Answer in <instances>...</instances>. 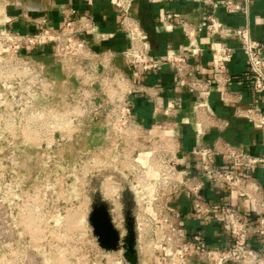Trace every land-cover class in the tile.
I'll use <instances>...</instances> for the list:
<instances>
[{"label": "built area", "instance_id": "obj_1", "mask_svg": "<svg viewBox=\"0 0 264 264\" xmlns=\"http://www.w3.org/2000/svg\"><path fill=\"white\" fill-rule=\"evenodd\" d=\"M92 2L93 0H87ZM116 13L120 15L119 29L129 40L127 49L118 53L113 49L97 50L95 42H102L106 35L99 34L94 41L91 36L98 27L89 16L81 14L76 18L73 9H62L67 16L62 26H46L37 34H20L8 25L10 20L0 22V89L12 101H20L21 93L25 103L30 107H37L40 95L47 88L53 91L54 80L49 76V66L63 72L68 83L76 80L79 84L71 93L80 100V111L83 116L68 118V121H88V104L91 103L95 114L89 117L92 120H105V111L109 110L107 121L114 123V131L118 136V146L124 138L129 146L136 151L132 172L138 182L133 185L135 202H144L154 205L158 202L159 218L164 221L161 232L164 233L163 245L157 247V264H260L264 258V250L253 246L252 241L259 239L264 245V187L256 178L247 173L252 167L264 165V155H254L244 146L222 142L221 145L205 146L196 143L191 152V159L196 166L199 176L182 171V160L177 156L181 150L179 138L171 135L163 137L150 134L139 121L133 117L131 97L144 89L138 86L131 71L136 75L148 76L161 71L169 65L177 77L179 87L194 96L209 99L212 84L220 89V100L229 105L230 91L228 86L233 82V76L228 72L227 61L233 58L235 51L226 43H220L214 50L219 58L215 60L212 69V80L207 81L199 76L202 71L200 65L192 59L200 56L198 33L202 29L192 28V25L173 12L161 8L158 15L159 25L172 30L179 21L188 44L176 51L169 50L164 58H157L151 53V46L147 33L141 28L139 19L133 14L135 4L139 0H110ZM160 5L171 3L174 0H155ZM200 7L214 8L219 0H190ZM223 6L231 13H239L243 7L235 0H223ZM7 0H0V10L6 7ZM46 17V16H45ZM206 29L212 35L223 39L237 40L247 59V76L241 79L240 84L247 86L253 94L264 95V47L255 38L249 26L233 28L227 26L214 14L206 18ZM50 49L52 61L50 64L38 59L34 53L39 48ZM120 54V55H119ZM121 56L128 67L117 65L116 58ZM52 63V64H51ZM128 70L130 72H128ZM35 84L34 90L30 85ZM43 90V91H42ZM19 96V98H17ZM207 102L193 107L197 121L204 118L213 123H223L225 120L209 113ZM202 115V116H201ZM201 116V117H200ZM237 116L252 121L256 126L264 128V113L257 108H240ZM202 119V120H201ZM201 132L205 133L200 122H197ZM155 129H163L156 125ZM148 155V163L138 161L141 155ZM222 156L228 164L218 165L215 157ZM150 172V173H149ZM158 174L157 177L151 176ZM201 178V179H200ZM206 184L227 191L229 194H240L251 207L248 213L222 200L213 203L201 194ZM184 190H187L192 200V212L204 222L212 219L213 215L221 219L231 245H208L205 242L206 233L188 234L183 228V212L170 205ZM148 191V193H147ZM160 200V201H159ZM152 211H154L152 209ZM151 220L158 215L149 213ZM156 216V218H154ZM153 217V218H152ZM257 224L252 227L253 219ZM208 224V223H206ZM204 224V226H207ZM110 262L107 264H127L120 257L105 256ZM111 259V260H110Z\"/></svg>", "mask_w": 264, "mask_h": 264}, {"label": "rangeland", "instance_id": "obj_2", "mask_svg": "<svg viewBox=\"0 0 264 264\" xmlns=\"http://www.w3.org/2000/svg\"><path fill=\"white\" fill-rule=\"evenodd\" d=\"M48 73L53 91L46 88L37 107L25 103V93L12 101L0 89V264H107L105 256L126 260L124 249L115 254L100 250L89 223L95 198L107 206L122 239L128 235L127 211L131 214L139 264H157L165 223L158 202H135L138 179L131 167L137 150L128 147L126 138L118 146L108 109L105 120H92L89 103L88 121H68L84 115L71 93L79 84L68 83L55 68ZM26 85L34 90L33 82ZM108 183L118 189L112 199L106 194ZM149 213L158 217L151 220Z\"/></svg>", "mask_w": 264, "mask_h": 264}, {"label": "crops", "instance_id": "obj_3", "mask_svg": "<svg viewBox=\"0 0 264 264\" xmlns=\"http://www.w3.org/2000/svg\"><path fill=\"white\" fill-rule=\"evenodd\" d=\"M222 1L219 0V4L214 8H204L190 0H174L165 5H160L155 0H139L133 9V14L139 19L141 28L147 33L151 53L157 58H164L169 50L179 51L188 44L187 37L177 21L179 19L176 20V26L172 30L159 25L158 15L161 8L188 21L192 28L202 29L198 33L202 53L192 59V62L200 65L202 71L199 76L204 80H212L214 62L219 58L214 50L216 45L226 43L235 51L233 58L227 61L228 72L233 76V82L228 86L231 100L229 105L221 102L220 89L214 84L211 86L212 94L209 99L194 96L182 89L169 65L164 66L158 73L142 77L128 70L138 86L144 88L139 89L131 97L133 117L149 130L150 134L147 137L149 140L154 136L166 135L179 138L181 150L177 156L182 160L181 168L186 177L189 174L199 176L190 156L196 143L213 146L227 142L247 147L254 155H264V128L237 116L240 108L247 107L257 108L264 113V95H255L247 86L240 84L241 79L247 76V59L237 40L223 39L212 35L206 29L207 16L214 14L229 27L249 26L252 34L264 47V0H235L243 7L239 13L228 11ZM3 8L0 10V22L9 19L8 26L20 34L40 33L46 27L43 23L45 19L49 27L62 26L67 18L62 13V9L71 8L76 12L72 18L84 14L89 16L98 27L99 31H95L91 36L94 41L98 40L100 33L106 35L104 41L95 42L97 50L113 49L120 53L129 46L127 35L118 27L120 15L116 13L110 0H93L91 3L87 0H7V5ZM34 53L45 63L50 64L52 61L50 49L42 47ZM116 63L122 68L128 67L121 56L116 58ZM53 68L55 67L49 66V70ZM205 102L208 104L209 113L225 120L223 122L226 126L223 123H213L206 118L197 121L193 107ZM197 122L202 124L205 133L201 132ZM156 125L163 129H155ZM215 160L218 165L229 163L222 156H216ZM247 173L264 187V165L252 167ZM201 194L210 202L216 203L222 200L246 213L251 211L249 203L240 194H229L206 183ZM170 205L183 212V228L188 234L205 232L206 235H211L218 246L231 245L232 241L221 219L213 215L212 219L204 222L193 214L192 200L187 190L171 201ZM256 224L254 218L252 227ZM252 244L257 249L264 250V245L259 239H254Z\"/></svg>", "mask_w": 264, "mask_h": 264}, {"label": "water", "instance_id": "obj_4", "mask_svg": "<svg viewBox=\"0 0 264 264\" xmlns=\"http://www.w3.org/2000/svg\"><path fill=\"white\" fill-rule=\"evenodd\" d=\"M96 203L92 206L89 216V223L93 228V233L97 238L98 244L107 251L125 250V258L130 264H139L138 254L136 250V230L134 223L128 222V235L125 239L114 228L108 208L95 198ZM104 230V231H102ZM104 232V233H103ZM124 242L122 245L121 242Z\"/></svg>", "mask_w": 264, "mask_h": 264}, {"label": "bare ground", "instance_id": "obj_5", "mask_svg": "<svg viewBox=\"0 0 264 264\" xmlns=\"http://www.w3.org/2000/svg\"><path fill=\"white\" fill-rule=\"evenodd\" d=\"M138 161H139L140 163H142V164H147V163H148V155H147V154H145V155H141V156L139 157ZM149 173H150V172H149ZM151 176L157 177L158 174H156V173H152V172H151ZM117 190H118V189H117L113 184L108 183V184H107V187H106V194H107L108 197L112 198V197L114 196V194H116V193L118 192ZM116 208H117V211H119L120 207H119L118 204L116 205ZM86 219H87V217H84V216H83V218H82V222H85ZM148 250H149V247H148ZM150 254H151V251L149 250V251H148V255L150 256Z\"/></svg>", "mask_w": 264, "mask_h": 264}, {"label": "flooded vegetation", "instance_id": "obj_6", "mask_svg": "<svg viewBox=\"0 0 264 264\" xmlns=\"http://www.w3.org/2000/svg\"><path fill=\"white\" fill-rule=\"evenodd\" d=\"M110 199H112V198H110ZM96 203V200H94V204ZM116 205L117 204H115V209H114V215H115V217L116 218H120V216H121V213H120V210L121 209H119V211H117V208H116ZM109 211V210H108ZM110 213V212H109ZM127 216H126V218H127V220L125 221L126 223H125V227H126V231H127V233H128V222L129 221H131L132 223L134 222V219L131 217V214H128V211H127V214H126ZM110 218H111V221H112V224H113V226H114V228L115 229H117L118 231H119V234H120V236L121 237H123L122 236V231L121 230H119L118 228H116V225H115V220H114V218L111 216V214H110ZM102 231H104V230H102ZM104 233V232H103ZM99 247H100V250L103 252V253H109V254H111V253H113V254H115V253H119L120 252V250H118V251H107L105 248H103V247H101L100 245H99Z\"/></svg>", "mask_w": 264, "mask_h": 264}, {"label": "trees", "instance_id": "obj_7", "mask_svg": "<svg viewBox=\"0 0 264 264\" xmlns=\"http://www.w3.org/2000/svg\"><path fill=\"white\" fill-rule=\"evenodd\" d=\"M207 237H205V242L208 245L214 246V245H218L215 241H213V239L211 238V235H206Z\"/></svg>", "mask_w": 264, "mask_h": 264}]
</instances>
